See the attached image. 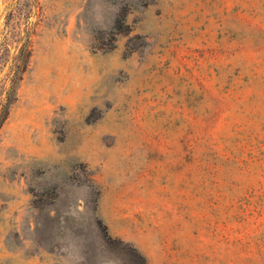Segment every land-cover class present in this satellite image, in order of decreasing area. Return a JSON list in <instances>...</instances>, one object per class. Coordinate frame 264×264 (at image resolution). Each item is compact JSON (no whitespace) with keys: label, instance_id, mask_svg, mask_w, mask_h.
I'll use <instances>...</instances> for the list:
<instances>
[{"label":"rangeland","instance_id":"obj_1","mask_svg":"<svg viewBox=\"0 0 264 264\" xmlns=\"http://www.w3.org/2000/svg\"><path fill=\"white\" fill-rule=\"evenodd\" d=\"M1 120L0 264H264V0H0Z\"/></svg>","mask_w":264,"mask_h":264},{"label":"trees","instance_id":"obj_2","mask_svg":"<svg viewBox=\"0 0 264 264\" xmlns=\"http://www.w3.org/2000/svg\"><path fill=\"white\" fill-rule=\"evenodd\" d=\"M18 79H19V77H18ZM6 107H7V106H6ZM4 109H6V108H4ZM6 115H7V109L5 110L3 116H1L2 119H5ZM1 123H2V120L0 121V124H1Z\"/></svg>","mask_w":264,"mask_h":264}]
</instances>
